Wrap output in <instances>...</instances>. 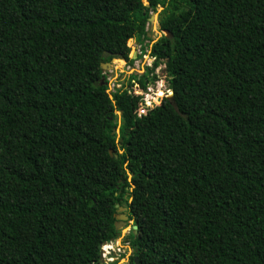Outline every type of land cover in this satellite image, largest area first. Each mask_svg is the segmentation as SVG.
<instances>
[{
    "label": "trees",
    "instance_id": "obj_1",
    "mask_svg": "<svg viewBox=\"0 0 264 264\" xmlns=\"http://www.w3.org/2000/svg\"><path fill=\"white\" fill-rule=\"evenodd\" d=\"M158 10L138 116L101 66ZM116 205L139 264H264V0H0V264H99Z\"/></svg>",
    "mask_w": 264,
    "mask_h": 264
},
{
    "label": "rangeland",
    "instance_id": "obj_2",
    "mask_svg": "<svg viewBox=\"0 0 264 264\" xmlns=\"http://www.w3.org/2000/svg\"><path fill=\"white\" fill-rule=\"evenodd\" d=\"M160 11L161 10H158L156 13H150V20L147 26V37L151 41H155L162 36V32L159 31L157 24ZM128 45L131 49L130 57L133 58L135 51L133 41H130ZM136 60H134L133 64H126L121 60L114 59L111 61L106 72H104V76L108 83L109 94L115 93L118 89H121L122 86H125V88L121 90L122 93L130 94L137 101V108H143L145 111H148L155 106H159L164 96L168 97L170 95L166 75L164 73L165 66L163 62H158L157 67L153 69V65L151 67L150 59L143 62H141V59L140 61ZM133 77H135V80L130 81ZM140 77L145 79V85L142 86V88H146L145 91H136V86H139L137 81ZM129 81L132 83L131 88L127 87ZM160 94H163V97L157 100V102H154L156 96ZM117 117L118 126H120V116L118 113ZM116 135L119 136V129L116 130ZM130 179L131 177L128 178L129 182ZM129 226H132V222L129 223ZM130 227L122 230L120 232V237H127L131 232L129 231ZM116 244L122 245L120 240H116Z\"/></svg>",
    "mask_w": 264,
    "mask_h": 264
},
{
    "label": "built area",
    "instance_id": "obj_3",
    "mask_svg": "<svg viewBox=\"0 0 264 264\" xmlns=\"http://www.w3.org/2000/svg\"><path fill=\"white\" fill-rule=\"evenodd\" d=\"M158 40V39H157ZM157 40H150L148 37L146 40H144L142 43H136L133 41L134 45V56L136 57V61H147L150 59L151 67L153 63L155 62V59L151 57V47ZM169 94V93H168ZM165 97V96H164ZM147 111H145L143 108H137V115H145ZM119 245L116 244V240L110 242L109 244H105L101 247L100 251L102 252V260L103 264H115L117 261V258L120 254V249L118 247Z\"/></svg>",
    "mask_w": 264,
    "mask_h": 264
},
{
    "label": "flooded vegetation",
    "instance_id": "obj_4",
    "mask_svg": "<svg viewBox=\"0 0 264 264\" xmlns=\"http://www.w3.org/2000/svg\"><path fill=\"white\" fill-rule=\"evenodd\" d=\"M121 208H123L125 210L120 212V213H117V211H116L115 216L123 215L127 219L122 221V222H120L119 226L121 227V229L119 231H117L119 233V237H118L117 241L120 240V243H122V245L118 246L119 249H120V254H119L115 264H120V263L121 264H133L134 259L137 258V257H134V252L131 249L130 242L127 240V237H124V236L120 237V234H121L120 232L122 230H125L127 227H130L129 226V223L131 222L130 219H129L130 215L128 213L127 207L123 206ZM132 227H133V225L130 227L129 231L132 230Z\"/></svg>",
    "mask_w": 264,
    "mask_h": 264
},
{
    "label": "water",
    "instance_id": "obj_5",
    "mask_svg": "<svg viewBox=\"0 0 264 264\" xmlns=\"http://www.w3.org/2000/svg\"><path fill=\"white\" fill-rule=\"evenodd\" d=\"M143 2H146V0H143ZM146 6H148V5L146 4ZM132 59L135 60L136 57L133 56ZM101 68H102V71H103V72H106L107 68H109V65H108V64L102 65ZM118 114H119V116H120V113H118ZM110 155H112V152H110ZM116 209H117V213H120V212H122V211L125 210V209L119 207L118 205H116ZM126 219H127V218L124 217L123 215H121V216H115V223H114L115 231H119V230L121 229V227L119 226V225H120V222H122V221H124V220H126ZM132 230L134 231V234H135V232H136V226H133V227H132ZM134 250L136 251V248H135ZM101 255H102V252L100 251V252H99V264H103V260H102ZM133 264H139V262H138V258H135V259H134Z\"/></svg>",
    "mask_w": 264,
    "mask_h": 264
}]
</instances>
